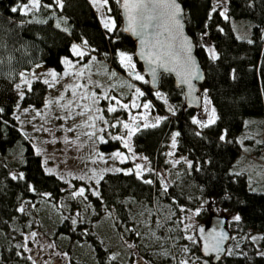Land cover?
<instances>
[{"label": "trees", "instance_id": "16d2710c", "mask_svg": "<svg viewBox=\"0 0 264 264\" xmlns=\"http://www.w3.org/2000/svg\"><path fill=\"white\" fill-rule=\"evenodd\" d=\"M28 2L0 0V109H3L0 113V264H33L22 247H18L22 236L33 227L36 208L45 196L56 201L67 192L62 179L45 171L41 155L34 152L15 118L19 101L23 105L40 106L47 90L43 80L35 79L31 90L25 89L23 99H19L21 73L37 65L52 66L62 72L65 67L62 57L75 58L72 45L83 41H87L88 53L114 67H119V52L134 51V41L120 27L119 0H108L116 22L111 32L101 26L89 0H62V9L54 0H40V7L32 13L11 11L13 7L22 9ZM180 2L185 10L187 31L205 71L201 93L207 95L216 109L215 122L206 128L193 124L195 109L183 108V89L175 86L172 75L162 73L158 90H152L146 82L143 88L156 110L166 113V117L156 127L139 129L132 144L135 152L146 156L153 167L165 166V143L171 133L179 132L178 152L193 167L184 165L167 186V192L159 181L146 184L145 178H138L133 172L131 175L106 173L99 180L98 196L86 191L81 204L71 200V210L85 205L86 216L75 223L70 216L63 218L54 225L52 235L55 239L65 237L69 250L74 244L88 243L97 264H118L110 249L92 231L93 223L110 211L116 229L135 241L145 260L166 264L169 259L171 263V251L164 254L163 242L154 234L164 233L168 245L170 236L181 233L179 208H196L210 200L230 217H240L239 221L229 222L235 236L217 264H264V253L258 252L254 241L247 236L249 231L259 232L264 246V190H251L247 173L231 171L244 149L253 155L264 153V0H228L227 18L214 7L212 0ZM233 20L250 23L248 38L236 35ZM207 43L215 49L217 59H211ZM156 92L165 96L170 107H166ZM246 130H254L256 137L241 140ZM118 131L119 127L110 130ZM106 141L99 143L104 152L123 148L119 140L108 137ZM13 172L17 177L22 173L24 178L13 180ZM157 205L167 206L171 211L162 223L154 219ZM21 207L23 213L18 211ZM208 217L203 211L201 222ZM159 227L163 228L162 232ZM186 241L187 249L201 254L198 241ZM72 262L81 264L74 259Z\"/></svg>", "mask_w": 264, "mask_h": 264}, {"label": "rangeland", "instance_id": "374dc122", "mask_svg": "<svg viewBox=\"0 0 264 264\" xmlns=\"http://www.w3.org/2000/svg\"><path fill=\"white\" fill-rule=\"evenodd\" d=\"M212 1L214 7L220 13H223L222 16L227 17L228 0ZM89 2L93 6L101 26L107 30L104 27V23L107 21L114 30L116 22L110 13L108 4L105 7H100L98 4H94L93 0H89ZM25 5H27V12L32 13L37 10L32 7L31 0ZM232 26L238 37H249L250 23L248 21L233 20ZM73 46H77L81 51L85 52L83 58H78L75 55V58L62 57L65 65L62 72L52 66L37 65L29 71H23L18 84L19 97H21V93H24V90L28 88V84L31 85L33 80L49 81L42 105H23L19 101L15 107L14 115L20 130L33 146L34 152L41 155L45 171L54 173L62 179L66 184L65 189L67 191L56 201L53 198L45 196L42 204L36 208L37 213L33 221V227L22 236L21 245H24L22 250L24 254L36 261V264H73V259L81 264H97L95 254L88 243L74 244L72 245V249L69 250L66 247L67 242L65 237L60 236L58 239H55L52 235L54 225L63 218L70 216L73 221H77L86 216L85 205L83 208L76 207L73 210L70 208L71 200H75L81 204L80 200L85 199L84 197H72L71 193L75 192L78 188H85V193L89 189L98 190L99 192V184L96 183L97 179L100 180L104 174L109 172H124L115 171L116 169L131 170L133 173H136L137 164L146 166L142 172V178L157 180L162 186H168L181 172L182 167L187 165V162H191L185 155L179 154L178 136L176 137V148L173 149L171 147L172 136L176 132L171 133L165 143V166L153 167L146 156L135 152L132 138L138 130L131 135L128 141L132 149L131 152L128 148L124 147L121 141L120 143L123 148L109 152L102 151L99 147L101 141L97 137L103 136L106 140L108 137L112 138V135L128 136V130L123 127H119L117 133L110 132L112 128L110 124L117 118L123 123L129 124L130 128H134L137 125L132 118L136 117L140 125L139 129H142L145 128L142 126L145 122L151 124L158 119L160 123L165 119L166 113L158 112L150 98H148L149 95L143 88V83H148V79L143 74L142 67L133 52L122 51L132 57L135 73L143 76L144 79L142 81L136 80L134 75H129L130 70L120 64L119 54L117 56L119 67H114L109 64L107 65L105 61L88 53L87 45L74 43L72 48ZM206 49L208 53L211 49L216 54L211 44L207 43ZM66 59H70L73 62L79 60V63H75L73 67L64 62ZM53 72L56 74L55 77L51 75ZM80 72H83L84 75H79L78 73ZM112 73H115V75H112ZM78 84L84 85V87H77ZM95 85H99L100 87H96ZM136 89H139L144 95L137 96ZM92 93H95L96 97H99L98 102H93ZM157 93L159 92H156V96H158ZM84 95H87L89 98L83 99L82 96ZM104 95L116 96L122 104L129 105L128 110L117 106L116 112L109 113L107 108L110 102L103 99ZM201 96L202 105L200 108L194 110L192 119L208 120L212 115L211 110L213 109L216 119V109L210 99L205 93H201ZM158 97L165 102L166 107H170L163 94L159 93ZM205 101H210V103H205ZM111 103L114 104L115 101H111ZM133 103L140 104L141 106L148 103L151 107L149 109L143 107L133 108ZM86 107L90 108L91 111H86ZM101 116L109 121V125L106 126L100 119L95 118ZM93 123L95 124V128L86 126ZM101 127H104L106 131H98ZM93 131L96 132V136L90 139L85 133ZM109 133L112 135H109ZM244 137L252 139L256 137L254 130H246L241 140ZM117 151L129 158L124 162H121L120 159H113L112 157ZM169 153L174 154L169 155ZM144 157L147 159H143ZM173 162L176 163L173 164ZM231 171L235 173H247L251 190H264V153L253 155L244 149L237 157ZM13 174L15 175L14 172ZM181 208L184 209L183 212L180 211ZM196 210H199V215L194 214ZM179 211L178 219L179 221L183 220L180 228H178L181 232L180 234L175 235V237L174 235L170 236V239H172L168 245H166L167 241L165 240L166 235L164 233L154 234L155 238L163 242L161 244L162 252L166 254L170 250L172 253L171 263L168 259L169 263L167 262L166 264H181L183 260H187L189 264H210L209 258H205L201 254L197 255L195 252L187 249V239L185 237L192 235L194 240L198 241L200 245L195 230L201 222L200 215L203 211L208 216L211 214L225 216L228 228L229 222L234 218L230 217L224 209L217 207L210 200H207L202 206L196 208L181 206ZM170 215L171 211L167 206L157 205L155 207L154 219L156 221L162 223L164 217H169ZM186 225L189 226L187 232L184 231ZM92 226V231L98 235L102 244L110 249L111 257H114L118 261V264H143L142 260H144V264H151L150 261L145 260L138 252L135 247V241L125 232L116 229L112 212L106 211ZM158 229L160 232L163 230L162 227ZM169 231L171 232V230ZM33 232L36 233L35 237L31 236ZM232 236L235 235L232 234ZM247 236L254 241L258 252L264 253L261 234L256 231H249ZM24 237H28L27 241L24 240ZM25 247L30 249V251H25ZM185 248L187 251H184Z\"/></svg>", "mask_w": 264, "mask_h": 264}, {"label": "water", "instance_id": "95a60500", "mask_svg": "<svg viewBox=\"0 0 264 264\" xmlns=\"http://www.w3.org/2000/svg\"><path fill=\"white\" fill-rule=\"evenodd\" d=\"M143 2L148 5L143 10V16L140 15L141 10L135 7L141 3V0H119V8L122 19L121 30L134 41L133 53L142 67L143 74L148 79L149 87L152 90H158L160 75L162 73L170 74L174 79L175 86L183 89L185 97L183 108H200L202 105L201 84L205 80V71L196 54V46L193 38L187 31L185 10L182 3L180 0H176V4L179 6L181 12V15L178 17L181 26L177 31L171 29L173 24V19L170 14L171 9L156 7L155 3L150 2V0H143ZM158 2L163 4L165 0H158ZM125 5H128V7ZM148 15L158 17L150 21V27L147 29L136 27L135 31L130 30L132 27L130 18H134L137 24L141 21L149 23L146 19ZM183 39L189 42L191 46V58L194 60L195 66L201 75V79L192 80L195 90L191 94H189L190 90L185 80L187 74L181 70L176 59L171 55H167V53L175 52L176 43ZM153 70L156 73L155 77L152 75ZM200 229H203V233L200 232ZM214 231L226 237L221 245L223 251L219 254L215 252L205 253L204 248L207 246V240L205 238L209 237ZM195 232L199 238L201 255L205 258H210V264H217L225 255L227 246L232 238L231 231L227 227V218L225 216L211 214L206 220L197 225Z\"/></svg>", "mask_w": 264, "mask_h": 264}, {"label": "snow or ice", "instance_id": "6c2138e0", "mask_svg": "<svg viewBox=\"0 0 264 264\" xmlns=\"http://www.w3.org/2000/svg\"><path fill=\"white\" fill-rule=\"evenodd\" d=\"M55 4L59 7V8H63V2L62 0H54ZM150 2H153L155 3V6L156 7H164L166 9H171V16H172V19H173V24L171 26V29L172 30H177L180 28V20L178 19V17L181 15V12H180V8L179 6L176 4V0H165V2L163 4L159 3L158 0H150ZM93 3L94 4H98L100 7H105L107 4H108V0H93ZM31 5L33 8H36L38 9L40 7V0H31ZM51 5H45V7H50ZM126 7H128V5H125ZM147 4L143 2V0H141V3L135 7H137L138 9L141 10L140 12V15L143 16V10L147 8ZM24 11L25 14H27V5H25L22 9H18L16 7H13L11 9L12 12H18V11ZM110 10V9H109ZM211 11H215V9H212ZM211 11H210V14H209V19H211ZM221 15H223V13H221ZM158 17L155 16V15H148L147 16V21L149 23H145L143 21H141L139 24H137V21L134 19V18H130L131 20V24H132V27L130 30L132 31H135L136 30V27H140L142 29H147L148 27H150V21L153 20V19H157ZM227 18V17H225ZM104 27L109 31L111 32L113 29H112V26L109 22H105L104 23ZM139 34V33H138ZM173 39H175V37H173ZM83 44H87V41H83ZM176 47V51L175 52H170V53H167V55H171L174 59L177 60V63L179 64V66L181 67V70L183 72H185L187 75L185 77V80H186V83L188 85V88L190 90V93L192 91H194V86L192 84V80H199L201 79V75L199 73V71L197 70L196 66H195V62L194 60H192L191 58V46L189 44V42L186 40V39H183V40H180L176 43L175 45ZM72 52L73 54L78 57V58H83L84 55H85V52L81 51L79 47L77 46H73L72 48ZM209 55L211 57V59L215 60L217 59L218 57L216 56L215 52L213 50H209ZM119 56H120V64L125 67L126 69H129V75H134L135 79L136 80H143V76L139 75L138 73H135V65L132 63V57L130 55H126L125 53L123 52H120L119 53ZM91 59V58H90ZM66 64L68 65H71V66H75V63H79V60L73 62L72 60L70 59H66L64 61ZM151 62V61H150ZM79 75L83 76L84 73L83 72H80L78 73ZM51 75L53 77H55V73H51ZM75 75V74H74ZM112 75H115V73H112ZM152 75L153 77H155L156 73L155 71L153 70L152 71ZM27 83V82H26ZM44 83H49V81L45 80ZM96 87H100L99 85H95ZM77 87H84V85H77ZM129 87H131L129 85ZM28 90L30 91L31 90V85L28 84ZM136 94L137 96H143L144 93L141 92L139 89H136ZM157 95L159 96V93H157ZM92 98H93V102L96 103L98 102L99 100V97H96V94L95 93H92L91 94ZM21 99H23V93H21ZM83 99H88L89 97L87 95H84L82 96ZM103 99L109 101V106L107 108V111L109 113H113V112H116L117 111V106H119L120 108H123L124 110H128L129 108V105L128 104H122L121 101L116 97V96H108V95H104L103 96ZM111 101H115L114 104L111 103ZM205 103H210V101H205ZM132 107L133 108H139V107H143L145 109H149L151 107L150 104L148 103H145L144 105H140V104H136V103H133L132 104ZM86 111H91L90 108H85ZM171 110V109H170ZM3 112V109H0V113ZM212 112V115L210 116V118L208 120H199V119H193L192 120V123L193 124H196L198 125L200 128H206L208 127L210 124L214 123L215 122V114H214V109L211 110ZM37 115H39V113H37ZM97 119H100L104 125H109V121L108 120H105L102 116L101 117H95ZM18 119V117H17ZM133 121L136 123V127L134 128H130L129 124L127 123H123L122 121L119 120V118H117L114 122H112L110 124V127L112 128H117V127H123L124 129H127L128 130V136L125 137V136H122V135H112L111 133H109V135H112V139L114 140H119L123 143L124 147L128 148L129 151L131 152L132 149L131 147L129 146V139L131 137L132 134H134L135 131L139 130V123L137 121V118L136 117H133L132 118ZM158 123H159V120H155L153 121L151 124L145 122L142 126L147 128V127H156L158 126ZM88 127H92V128H95V124H90V125H86ZM98 131L100 132H105L106 129L104 127H101L100 129H98ZM86 135L89 136V138H93L96 136V132H88V133H85ZM180 133L179 132H176L173 136H172V140H171V147L173 149L176 148L177 146V142H176V137L179 136ZM196 135L199 136L200 135V132H196ZM223 135L221 136V139H223ZM97 139L101 142H104V143H107V141L104 139L103 136H100V137H97ZM174 153H169V155H173ZM113 159H120L121 162H124L125 160H127L129 157L127 156H123L119 151H117L113 157ZM143 159H147L146 157H144ZM178 162V161H177ZM176 162H173V164H175ZM187 166L189 169H191L193 167L192 165V162H187ZM145 165H141V164H137L136 165V176L138 178H142V172L144 171L145 169ZM50 171V170H49ZM115 171H124V174L126 175H131L132 174V171L131 170H121V169H116ZM149 171H151V169H149ZM159 175V174H157ZM17 178L19 179H23V174H19V177L17 176H13L12 179L13 180H16ZM144 183L146 184H152L153 181L152 180H148V179H144L143 180ZM97 184H99V179H97L96 181ZM30 191H35V189L33 188H30L29 189ZM89 191L92 192L93 195H99V192L98 190H93V189H89ZM163 191L167 192V185H164L163 186ZM72 197L75 198V197H85V188L83 187H80L78 188L75 192L71 193ZM19 212L23 213L24 212V209L23 207L19 208L18 209ZM180 211H184L183 208L180 209ZM195 215H199V210H196V212L194 213ZM77 215H79V213H77ZM235 220L239 221L240 220V217L237 215L234 217ZM180 223H183V220H180L179 221ZM73 223H75V221H73ZM188 228L189 226H185L184 228V231L187 232L188 231ZM200 232L203 233V229H200ZM31 236L32 237H35L36 236V233H31ZM187 240L189 241H192L193 243H195L196 241L194 240L193 236L192 235H188L185 237ZM28 237H24V240L27 241ZM207 240V246L204 248V251L205 253H209V252H215L217 254H219L220 252L223 251L221 245H222V242L224 241V239H226V237L222 234H217L215 231L209 236V237H206L205 238ZM18 247H24V245H18ZM25 251H30V249L26 248L25 247ZM184 251H187V249L185 248ZM28 259H32L31 257H28ZM114 259V257H113ZM33 264H36V261L33 260ZM181 264H189V262L187 260H183L181 261Z\"/></svg>", "mask_w": 264, "mask_h": 264}, {"label": "flooded vegetation", "instance_id": "af4514ba", "mask_svg": "<svg viewBox=\"0 0 264 264\" xmlns=\"http://www.w3.org/2000/svg\"><path fill=\"white\" fill-rule=\"evenodd\" d=\"M142 261H143L142 263L144 264L145 263L144 260H142Z\"/></svg>", "mask_w": 264, "mask_h": 264}]
</instances>
